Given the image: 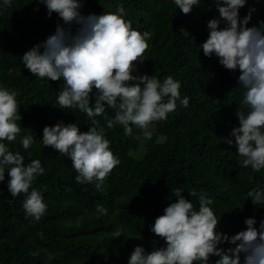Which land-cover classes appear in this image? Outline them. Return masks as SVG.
Returning <instances> with one entry per match:
<instances>
[{
	"label": "trees",
	"instance_id": "1",
	"mask_svg": "<svg viewBox=\"0 0 264 264\" xmlns=\"http://www.w3.org/2000/svg\"><path fill=\"white\" fill-rule=\"evenodd\" d=\"M119 5L133 29L151 33L149 47L140 57L144 62H137L135 74L146 73L161 81L172 76L181 83V98L187 96L189 106L184 108L177 101L176 111L162 121L160 137L153 140L135 126L132 135L125 136L123 126L108 129L104 118L96 117L120 159L102 191L96 190L95 183H76L70 158L44 147L41 141L46 125L76 123L86 132L91 120L78 109L59 108L57 97L65 87L62 79L37 78L22 63L21 56L53 34L57 24L69 26L56 13L48 18L45 6L34 0H12L11 7L0 8V85L18 93L22 116L17 121L21 132L16 140L3 142L11 151H19L26 165L41 161L45 172L32 188L42 193L48 206L39 222L26 218L25 194L10 195L5 173V181L0 183V264H128L138 245L146 251L166 247L150 226L175 202L172 193L177 187L197 210L199 195L206 193L213 201L209 207L220 219L217 231L229 237L246 228V218L254 217L257 227L264 218V203L254 205L247 195L252 189L264 190V169L253 172L250 167H240L235 147L222 139H234L230 132L238 126L235 112L244 92L238 84L240 72L226 70L215 55L205 57L199 48L208 37L207 22L219 18L215 4L198 0V6L185 15L173 0H85L80 11L82 15L116 12ZM37 7L39 11H34ZM250 8L255 11L248 26H259L264 21V0H248L239 11L241 19ZM75 28L73 25L72 30ZM94 103L95 89L90 106ZM105 107V115L113 118L114 111ZM26 135L34 138L28 150L20 143ZM137 150L141 152L135 157L133 151ZM192 189L196 197L188 195ZM97 205L107 208L108 214L97 213ZM117 229L123 230L120 237L115 236ZM218 247L234 245L224 242ZM216 259L211 257L209 264Z\"/></svg>",
	"mask_w": 264,
	"mask_h": 264
},
{
	"label": "clouds",
	"instance_id": "2",
	"mask_svg": "<svg viewBox=\"0 0 264 264\" xmlns=\"http://www.w3.org/2000/svg\"><path fill=\"white\" fill-rule=\"evenodd\" d=\"M46 8L48 18L53 13L63 21L55 32L27 50L22 63L33 76L53 82L64 81L57 103L60 109H78L91 120L88 131L82 132L76 123L62 122L43 128L42 144L70 158L78 184L95 183L97 191L120 159L110 148L105 129L96 117H103L108 129L123 126L124 135L131 136L133 126L143 130L146 139L154 122L166 121L177 109V101L184 108L189 98H181V83L168 76L161 81L148 74H135L137 62L149 47L151 33L133 29L131 21L124 19L122 5L116 12L82 15L80 9L85 0H34ZM183 14L188 15L198 0H173ZM219 18L207 22V39L199 45L205 57L213 55L226 70L240 72L238 84L244 89L240 107L235 116L238 126L230 132L232 138H222L236 149L240 167L253 172L264 169V21L249 27L250 8L241 19L239 11L248 0H211ZM259 3L260 0H255ZM12 0H3L0 8L11 7ZM34 11H39V7ZM221 21L224 26L220 27ZM75 25V31L72 26ZM95 89V103L90 106ZM18 93L0 85V183L9 177L7 190L12 197L25 194V216L39 222L47 211L42 193L32 188L34 180L44 174L39 159L25 164V157L13 152L3 141L14 142L21 132L17 121L22 120L17 102ZM167 98V99H165ZM114 111L113 118L105 115L106 107ZM31 135L23 136L20 143L28 150L33 145ZM31 153H29V156ZM31 191L29 192V189ZM177 187L175 202L169 203L163 214L155 218L150 231L165 241L166 247L146 251L136 246L128 258V264H209L211 257H218L214 264H264V218L259 227L254 217L244 220L246 228L229 237L217 231V219L209 207L213 203L206 193L199 195L198 210ZM190 197H196L192 189ZM252 203H264V190L252 189L247 193ZM97 213L107 215V208L97 205ZM122 229L115 236L122 235ZM227 242L234 247H218ZM35 255V253L33 254Z\"/></svg>",
	"mask_w": 264,
	"mask_h": 264
},
{
	"label": "rangeland",
	"instance_id": "3",
	"mask_svg": "<svg viewBox=\"0 0 264 264\" xmlns=\"http://www.w3.org/2000/svg\"><path fill=\"white\" fill-rule=\"evenodd\" d=\"M162 125V121L161 122H155L153 125H152V130H151V133H152V136H151V140H153L156 136L159 138V133H158V128ZM140 152L141 150H137V151H133V154L135 157H138L140 155Z\"/></svg>",
	"mask_w": 264,
	"mask_h": 264
}]
</instances>
